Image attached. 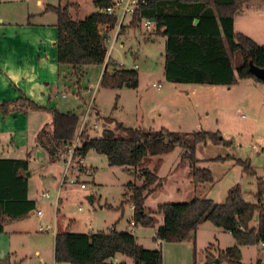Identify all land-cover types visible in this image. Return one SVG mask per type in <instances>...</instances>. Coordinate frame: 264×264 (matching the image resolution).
<instances>
[{"label":"trees","instance_id":"16d2710c","mask_svg":"<svg viewBox=\"0 0 264 264\" xmlns=\"http://www.w3.org/2000/svg\"><path fill=\"white\" fill-rule=\"evenodd\" d=\"M63 1V5H46L45 10L54 12L57 17L55 47L58 78L63 81L68 78V89L82 101V105L77 110L66 112L51 110V131L47 132L44 125L38 132V144L46 151L49 161H56L78 137L80 145L75 149V156L83 159L89 150H94L106 157L108 165L124 167L139 174L140 184L127 183L126 188L129 191L124 193L126 199L122 203L133 206L134 226L138 223L151 226L155 222L154 214L160 213L162 223L158 226L154 239L178 242L185 240L187 233L195 232L199 224L208 221L230 233L235 241L233 246L219 251L217 260L243 264L239 247H260L264 242V181L259 180L256 185L254 202L244 200L240 188L234 186L223 203H214L206 196H196L187 202L160 204L155 212L146 210L145 200L162 186L164 180L157 175L155 169H148L144 165L149 157L160 156L157 165L162 155L176 147L181 148L183 152L180 159L188 161L191 182L197 189L212 185L213 179L208 169L197 167L196 144L209 142L226 146L232 144V140H224L219 132L201 131L195 132L192 143L187 144L177 132L164 127L145 129L119 126L129 131L131 138L118 137L109 128H104L98 137L90 134L92 129H84L79 133L89 103L82 96L81 79L85 72L84 67L102 65L99 84L111 89H136L139 74L137 69L120 68L115 62L110 63V57L107 59L109 33L117 25V17L105 12L112 0H93L97 11L82 19L73 18L70 14V10L79 9V4L75 2L77 0ZM145 1L146 4L141 5L132 17L130 25L140 22L141 18H148L154 23L155 33L166 37L163 70L166 81L231 86L241 80L251 79L264 84L249 69L250 63L264 69V45L256 43L246 34L236 32L233 25L240 3L264 0ZM195 19L198 20L196 25ZM109 66H113L111 72ZM22 100L27 107L38 108L28 99ZM2 108L3 114L10 112ZM236 162L243 164L245 172L253 174L247 162ZM26 171L27 158H0V232L6 224L20 220L36 209V201L28 197ZM80 171H84V167ZM89 193L92 194V191ZM88 197L89 203H92V195ZM59 214L57 211L60 221L64 217ZM252 221L256 223L253 224ZM69 226V221L65 226L60 222L55 230L56 263L112 264L115 255L121 254L130 259L132 264H161V251L144 248L130 232L110 228L107 231L74 233L68 231ZM206 254L204 264L215 261L211 259L208 251ZM0 264L17 263L11 262L7 256ZM257 264L262 263L258 260Z\"/></svg>","mask_w":264,"mask_h":264},{"label":"rangeland","instance_id":"374dc122","mask_svg":"<svg viewBox=\"0 0 264 264\" xmlns=\"http://www.w3.org/2000/svg\"><path fill=\"white\" fill-rule=\"evenodd\" d=\"M45 1L56 5L59 0ZM78 3V10H70L73 18H81L95 10L92 0H79ZM239 7L240 13L237 16L244 19L238 20V26L254 36L257 39V41L253 39L256 43L264 45L262 17L264 1L244 2L240 3ZM246 7H249V10H246ZM49 18L56 19L54 12L47 15V19ZM130 23L119 31L111 52L110 63L123 64L125 68L137 64L138 87L136 89L102 87L98 79L103 66L84 67L81 84L85 101H90L93 88L97 84L93 102L95 106L92 105L93 108L89 110L91 119L88 120L90 124L88 129H91L93 123L98 126L96 129L92 128L94 130L90 131V134L98 137L104 128H109L118 137L131 138V133L121 127L145 129L164 127L177 132L187 144H191L195 132H219L220 137L232 140V144L223 146L207 142L196 144L195 148L197 167L206 168L211 172L213 183L209 184L210 186L194 188L189 163L180 159L183 150L179 147L162 155L157 165L160 156L148 158L144 165L148 169H155L157 175L164 180L162 186L145 200V209L155 212L160 204L187 202L196 196H206L214 203H223L234 186L240 188L244 200L254 202L256 185L259 180L264 181V84L258 83V86H254L250 84L252 80L239 81V84L231 86L166 82L163 74L166 37L155 33L154 28L151 30L152 33L144 32L140 25L131 26ZM245 24H250L251 27L246 29L243 27ZM112 34L113 31L109 33V44L113 39ZM232 62L235 67L233 59ZM112 67L109 66L110 72ZM118 67L121 68L119 65ZM69 82L68 78L62 80L67 87L70 85ZM153 83H161V88H154ZM79 101L82 105V101L80 99ZM62 102L66 106H71L65 107L68 110L78 108V101L71 92ZM39 146L29 148L28 154L30 155L32 150V157L38 153L42 161L44 158L48 159L45 150ZM219 157L224 159H217ZM236 160L247 162L253 174L245 172L243 164ZM82 162L88 169L79 175L78 182H81L82 176L87 182H85L87 189L80 190L76 185L64 186L60 194L62 203L59 206L56 204V188L40 183L35 186L37 176L31 178L32 197L39 195L41 190L49 193V198L43 200L47 202L42 203L40 198L38 201V209H41L48 219L44 217L39 222L36 214L26 218L28 230L35 233L26 234L20 239L21 253L24 252L21 257L24 259H20L21 261L15 259L17 264L18 262L40 264L41 259L46 264H52L48 261L50 255L48 251L52 250V231L44 233L36 229L39 223L44 226L49 223L51 227L53 226L56 206L60 212L67 213L78 221L76 227L72 229L76 230L74 232H88L86 226L89 224L88 228L95 231L116 228V231L130 232L139 237L138 242L144 248L161 251V264H204L207 251L211 259H215L210 264H230L225 260L221 262L217 260L219 251L235 244L230 233L206 221L199 225L195 232L187 233L184 241L163 242L154 239L156 230L162 223V215L155 213V222L151 226L138 223L132 227L130 204L125 202L122 204L126 199L124 193L128 190L127 183L140 184L139 174L124 167L108 165L106 157L94 150H89ZM57 183L56 181L55 184ZM89 191H92V194ZM91 195L93 201L89 203L86 197ZM79 206L82 207L80 210ZM239 249L243 264H257L258 260L264 264V250H261L259 245H245ZM35 250L40 251V257L36 255ZM124 261L131 264V260L126 257ZM118 263V258L112 261V264Z\"/></svg>","mask_w":264,"mask_h":264},{"label":"crops","instance_id":"0c3cea01","mask_svg":"<svg viewBox=\"0 0 264 264\" xmlns=\"http://www.w3.org/2000/svg\"><path fill=\"white\" fill-rule=\"evenodd\" d=\"M59 1L58 4L55 5L45 0H0V158L28 159V197L36 201V209L29 213V215L20 220L6 224L3 227V231L0 232V261L7 256L13 262H16L15 259H19V261H21L20 259H24V257H21L24 252L21 253L22 243H20V239L26 234L35 233V231L32 232L28 230L25 221L28 216L36 214L38 216L37 221L39 222H41L40 220L44 217L48 219L43 211L38 209V201L40 198L42 199V203L47 202L43 200L49 198V193L48 191L41 190L39 195L32 197L30 195L31 178L35 175L37 176L34 181L35 186L40 183L42 185L47 184V186L51 185L54 189L56 188L57 206L62 203L60 194L63 191L62 188L67 185L60 186L63 172L62 154L59 155L60 158L58 157V159L53 162L46 158L42 161L38 153L32 157V150H30V155L27 157L29 148L36 145L39 146V141L36 136L42 127L46 125V131L50 132V122L52 119L51 110L58 109L59 111L66 112L70 110L65 107H71L64 105L62 102V100L67 97L70 90L62 83V80L58 78L55 47L57 39V17L56 19H47V15H50L51 12L45 10L46 5H63L64 1ZM78 1L79 0L75 2L78 3ZM239 9L240 7H238L234 16V30L255 39L249 32L238 26V20L244 19L242 16H237L240 13ZM262 9L264 11V8ZM246 10H249V7H246ZM96 11L95 8L94 12ZM85 16L78 19H82ZM262 17H264V15ZM243 27L249 29L251 26L250 24H245ZM255 40L257 41V39ZM246 80L250 81L251 79ZM246 80H241L240 82ZM157 84L162 85L161 83ZM250 84L258 86V83L253 80ZM96 88L97 84L93 88V95L89 101V104H91L90 108H93L92 105H94ZM24 98L34 103L38 108L27 107L26 102L22 100ZM75 99L78 101L77 107L81 106L79 99L76 97ZM2 107L10 112L8 114H3ZM87 124L89 127V122H87ZM96 125L98 126V124ZM82 167H84V171L87 172L88 167L84 163ZM84 171H80L79 174H82ZM54 179L58 182L57 185ZM80 180L86 182L82 179V176ZM44 193H47L48 197L43 196ZM57 206L54 212L53 226L51 227L49 223L45 226H49L56 230L60 222L65 226L69 221L70 226L68 227V231H76L72 229L76 227L78 221L68 216L67 213L60 212ZM79 207L82 208L81 206ZM37 211H42V215H38ZM57 211L60 213L59 215H63L64 219L58 220ZM40 225L42 224L39 223L38 226ZM89 225L86 226L88 232L95 231L91 228L89 229ZM38 226L36 229L37 231ZM52 236V250L49 249L48 251V254H50L48 261H51L52 264H62L54 261V232H52ZM135 237L138 242L139 237L137 235H135ZM151 237L153 238L154 236ZM35 253L40 257L39 250H35ZM124 257L125 256L121 254H116L112 261L118 258L119 263L122 262L126 264ZM39 263L46 264L42 259L39 260Z\"/></svg>","mask_w":264,"mask_h":264},{"label":"built area","instance_id":"2783aa9c","mask_svg":"<svg viewBox=\"0 0 264 264\" xmlns=\"http://www.w3.org/2000/svg\"><path fill=\"white\" fill-rule=\"evenodd\" d=\"M146 1L145 0H112V4L105 9V12L108 15H114L117 17V25L116 28L113 30L114 34L113 39L111 40L110 44H108V52H107V59L111 56V52L113 49L114 42L116 41L118 37V33L120 31V28L123 26H126L130 23L132 17L134 14L138 11V9L141 7V5H145ZM136 25H140L143 29L144 32H151V30L154 28V23L152 20L148 18H141L140 22L136 23ZM121 66V68H125L123 64H118ZM131 68L137 69L138 66L137 64L131 65ZM153 87L159 89L161 87L160 84H153ZM91 104L88 105V108L84 114V117L81 122V126L79 129V133L84 130L88 129V120H89V110H90ZM96 124L93 123L91 125V128H96ZM80 145L78 137L70 143L69 146L66 147V151L64 154H62L63 157V172L61 175V180H60V186L62 187L63 185H76L78 189L80 190H86L87 189V184L85 182H78V177L80 173V168L82 167V159L79 156H75L74 154L76 153V147ZM254 147V146H252ZM43 196L48 197L47 193H44ZM130 208L133 210V206L130 205ZM79 209H81L79 207ZM38 215H42V211H37ZM130 225L134 227L133 221L130 222ZM51 230L52 232L55 233V229L50 228L49 226H44L40 225L38 226V231L39 232H48ZM260 248L264 250V242L260 244Z\"/></svg>","mask_w":264,"mask_h":264},{"label":"water","instance_id":"95a60500","mask_svg":"<svg viewBox=\"0 0 264 264\" xmlns=\"http://www.w3.org/2000/svg\"><path fill=\"white\" fill-rule=\"evenodd\" d=\"M198 23V20L195 19L194 20V25H196ZM249 69L250 72L258 79L264 81V69L262 68H258L256 66H254L252 63L249 64ZM26 177H29V171L25 172ZM87 200L89 201V197H87Z\"/></svg>","mask_w":264,"mask_h":264}]
</instances>
